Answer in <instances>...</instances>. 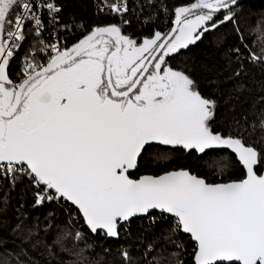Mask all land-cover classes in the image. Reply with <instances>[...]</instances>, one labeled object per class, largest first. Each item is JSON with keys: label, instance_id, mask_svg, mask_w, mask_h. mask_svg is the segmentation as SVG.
<instances>
[{"label": "snow or ice", "instance_id": "6c2138e0", "mask_svg": "<svg viewBox=\"0 0 264 264\" xmlns=\"http://www.w3.org/2000/svg\"><path fill=\"white\" fill-rule=\"evenodd\" d=\"M92 3L0 0V188L52 209L17 217L0 264H264V11ZM206 43L211 78L187 61Z\"/></svg>", "mask_w": 264, "mask_h": 264}, {"label": "trees", "instance_id": "16d2710c", "mask_svg": "<svg viewBox=\"0 0 264 264\" xmlns=\"http://www.w3.org/2000/svg\"><path fill=\"white\" fill-rule=\"evenodd\" d=\"M64 4V10L66 14H76L79 15L85 20L91 21L93 19L92 12H93V3L92 0H62ZM260 11H264V0H244L242 3V12L245 14V16H249L251 14H257ZM250 25L255 23L254 19H250L248 21ZM232 39L231 34H229V40ZM187 61L189 64V67L192 68L194 71H196L198 74L207 75L209 78H211L215 73L220 69V67L223 65V61L219 57V53L217 52V49L212 46L211 43H206L204 45H201L198 48L192 49L190 53L187 54ZM257 71V79H259L258 70ZM223 76L219 77V79L222 81ZM152 167H155V164L152 163ZM23 186V185H20ZM20 186L17 187L16 191H13L12 197L8 199V204L10 202H13V208H10L6 210L5 206L2 205L0 202V212H8V216L4 215V217H7L6 222L8 225L13 226L14 216L15 214H21L29 216L32 219H35L39 217L41 220L43 217L46 216V212L49 210H52L51 208H32L30 207L31 198L29 195H27L24 192L20 191V194L18 193L20 190ZM3 188H0V197H1V190ZM9 194V193H8ZM13 197H16V199L13 201ZM6 205V206H7ZM23 205V207H21ZM1 214V213H0ZM16 220V219H15ZM140 230L139 222L134 224L132 226V233L133 238L128 240H111V241H99L97 252L101 253L103 255V248L107 247L112 250V256H116V250L119 248L120 244L125 243L128 245H132L133 248L135 247L136 240H135V234ZM10 233H6L0 230V239H10ZM185 240L187 238L185 237ZM188 251H191V247L189 246ZM112 257H106L105 259H111ZM118 258V257H117ZM185 259H188L186 256Z\"/></svg>", "mask_w": 264, "mask_h": 264}, {"label": "rangeland", "instance_id": "374dc122", "mask_svg": "<svg viewBox=\"0 0 264 264\" xmlns=\"http://www.w3.org/2000/svg\"><path fill=\"white\" fill-rule=\"evenodd\" d=\"M18 187V186H17ZM17 189V188H16ZM16 189L15 190H13V191H16ZM4 190L5 189H2L1 190V192H2V194H1V197H0V202L2 203V205L3 206H5V208H7L6 210H8V209H10V208H13V202H10L9 203V205H7L8 204V199H10L11 197H12V192L13 191H9L8 193V195H7V202L5 203L4 202V196H3V192H4ZM20 191L21 192H24V193H26V190H25V187L24 186H20V190H19V194H20ZM16 199V197H13V201ZM7 205V206H6ZM49 211H51V210H49ZM49 211H47L45 214L47 215V213L49 212ZM1 214H0V230L1 231H3V232H6V233H11V228L15 225V223L17 222V217L18 216H20V214H15V216H14V218L16 219H14V221H15V223H14V225L13 226H11L10 227V225H8L7 224V222H6V219H7V217H4V215H6V216H8V212H0ZM24 216H27V215H24ZM27 217H29V216H27ZM30 218V217H29ZM44 218V217H43ZM43 218H42V220H43ZM102 255V254H101Z\"/></svg>", "mask_w": 264, "mask_h": 264}, {"label": "water", "instance_id": "95a60500", "mask_svg": "<svg viewBox=\"0 0 264 264\" xmlns=\"http://www.w3.org/2000/svg\"><path fill=\"white\" fill-rule=\"evenodd\" d=\"M244 0H242V3H243ZM108 241H111V240H108Z\"/></svg>", "mask_w": 264, "mask_h": 264}]
</instances>
